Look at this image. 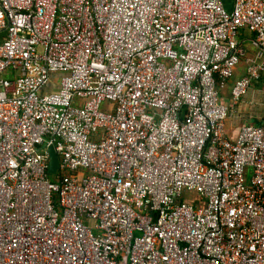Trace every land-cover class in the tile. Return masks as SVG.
I'll list each match as a JSON object with an SVG mask.
<instances>
[{
    "label": "built area",
    "instance_id": "1",
    "mask_svg": "<svg viewBox=\"0 0 264 264\" xmlns=\"http://www.w3.org/2000/svg\"><path fill=\"white\" fill-rule=\"evenodd\" d=\"M263 75L264 0H0V264H264Z\"/></svg>",
    "mask_w": 264,
    "mask_h": 264
},
{
    "label": "crops",
    "instance_id": "2",
    "mask_svg": "<svg viewBox=\"0 0 264 264\" xmlns=\"http://www.w3.org/2000/svg\"><path fill=\"white\" fill-rule=\"evenodd\" d=\"M225 4L228 6V9L231 7V0H224ZM252 35L249 34L248 32H241V36H240V42L241 45L244 49V57L241 60L239 66L237 67L236 71H235V75L232 78V80H230L228 86L231 90L234 82L240 78H242L243 76H245L246 74V68L248 67V65L251 62H258V55H257V49L252 45ZM261 84L264 85V75L262 77V79L260 80ZM254 85V84H253ZM226 95V94H225ZM228 99L230 98V92H228ZM264 98V96H263ZM250 105L251 108L250 111L245 112L244 110V106L243 103H241L239 105V109L241 110V112L243 114L246 115H250L252 118L248 117V120L246 123H254V124H262L264 123V100L261 99V101H254L251 100L248 103ZM240 121L237 120L236 118L230 119L226 122V134L231 138V139H235L238 133V128L240 126Z\"/></svg>",
    "mask_w": 264,
    "mask_h": 264
},
{
    "label": "rangeland",
    "instance_id": "3",
    "mask_svg": "<svg viewBox=\"0 0 264 264\" xmlns=\"http://www.w3.org/2000/svg\"><path fill=\"white\" fill-rule=\"evenodd\" d=\"M259 82L254 83V85H252V87L249 89L247 95L242 99L243 105L245 104V106H244L245 112L250 111L249 108H251V107L248 104L249 101L254 100V101L258 102V101H261V99L264 100V98H263V96H264V85L259 83ZM230 91L231 90H230L229 86L227 85L226 89L223 92L225 102H228L230 100V98L228 99V95H227L228 92H230ZM50 179L53 180L54 178L50 177Z\"/></svg>",
    "mask_w": 264,
    "mask_h": 264
},
{
    "label": "water",
    "instance_id": "4",
    "mask_svg": "<svg viewBox=\"0 0 264 264\" xmlns=\"http://www.w3.org/2000/svg\"><path fill=\"white\" fill-rule=\"evenodd\" d=\"M47 151H48V154H49L48 173L50 175H55L57 170H58V168H59L58 156H57L53 146H49Z\"/></svg>",
    "mask_w": 264,
    "mask_h": 264
}]
</instances>
